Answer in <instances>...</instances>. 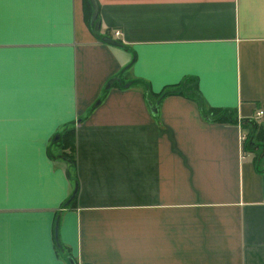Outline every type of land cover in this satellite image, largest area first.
<instances>
[{"label":"crops","instance_id":"crops-1","mask_svg":"<svg viewBox=\"0 0 264 264\" xmlns=\"http://www.w3.org/2000/svg\"><path fill=\"white\" fill-rule=\"evenodd\" d=\"M97 1L0 3V264H264V0Z\"/></svg>","mask_w":264,"mask_h":264},{"label":"trees","instance_id":"trees-1","mask_svg":"<svg viewBox=\"0 0 264 264\" xmlns=\"http://www.w3.org/2000/svg\"><path fill=\"white\" fill-rule=\"evenodd\" d=\"M85 2L87 3V6H88V12L87 13L89 14L88 21H89V25H90V19H91V14H92V4H91L90 0H85ZM97 36H99V35H97ZM141 82L144 83V81H141ZM188 82H190V83H180L178 85H175V86H172V87H168V88L164 89L159 94V96L165 91H167V94H178V93H181V94H184V95L193 96L194 98L198 99V102L200 104L203 117L205 119L214 120V121H222V120H231V121H233V115H232L231 112L224 111V110H218V109H206L204 107V103L202 102L200 94L198 93V91L196 89L195 81L193 79H189L188 78ZM107 90L108 89L104 90V93ZM60 135H61V137L58 139L57 143L60 144V147H65L64 144H65V141L67 139V136L68 135L71 136L70 131H64ZM250 140H251V138H250ZM247 146L251 147V143L247 142ZM62 157L67 158L68 162H71V163L73 162V158L71 157V155H68V154L63 152L62 153ZM74 199H75V197L73 198V200ZM72 201L70 203H73Z\"/></svg>","mask_w":264,"mask_h":264},{"label":"water","instance_id":"water-1","mask_svg":"<svg viewBox=\"0 0 264 264\" xmlns=\"http://www.w3.org/2000/svg\"><path fill=\"white\" fill-rule=\"evenodd\" d=\"M90 2L92 4V14H91V19H90V28H91L92 32L94 33V35L100 41H102L104 43H107V44H110V45H114V46H124V44H122V42H120L119 40L114 39V38H112L111 36H109V35H107L105 33L101 34V32H100L101 20H100L99 15H98V13H99L98 1L97 0H90ZM96 34L99 35V36H97ZM132 61H133V59H132ZM130 64L126 65L124 68H127ZM114 81H117V83H118L119 78H117V77L110 78L107 81V83L105 84L104 90L109 89L113 85ZM139 81L141 82L142 80L141 79H136V80H133V81L130 80L126 84L120 85V86L129 87L132 82H139ZM182 83H190V82H188V79H186ZM145 87H146V89H148V85L147 84H145ZM148 92H149V90H146V93H148ZM165 95H167V91L163 92L159 96V98L157 99V102L160 101ZM98 102H99V99L97 100V102H95V105ZM157 102H156V104H157ZM156 108H157L156 105L154 107H152V109L154 111H156ZM59 137H60V134L57 133L55 135V137L53 138V140L59 139ZM248 143L252 144V141L249 140ZM77 189H78V186H77V183H75L74 188L72 190V193L69 196V198L67 199V201L65 202V204H69L73 200V198L76 196ZM54 234H55L56 244L60 245V243H59V235H58V221L57 220H56L55 225H54ZM68 260H69L70 264H77L72 256H69Z\"/></svg>","mask_w":264,"mask_h":264},{"label":"built area","instance_id":"built-area-1","mask_svg":"<svg viewBox=\"0 0 264 264\" xmlns=\"http://www.w3.org/2000/svg\"><path fill=\"white\" fill-rule=\"evenodd\" d=\"M263 113H264V110L262 109V110L258 111L257 114H263Z\"/></svg>","mask_w":264,"mask_h":264},{"label":"snow or ice","instance_id":"snow-or-ice-1","mask_svg":"<svg viewBox=\"0 0 264 264\" xmlns=\"http://www.w3.org/2000/svg\"><path fill=\"white\" fill-rule=\"evenodd\" d=\"M3 2V0H0V3H2Z\"/></svg>","mask_w":264,"mask_h":264}]
</instances>
